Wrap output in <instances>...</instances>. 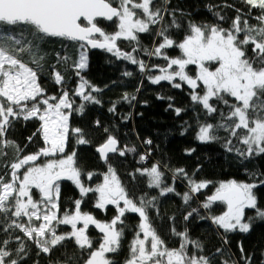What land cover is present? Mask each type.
<instances>
[{
    "label": "snow or ice",
    "instance_id": "1",
    "mask_svg": "<svg viewBox=\"0 0 264 264\" xmlns=\"http://www.w3.org/2000/svg\"><path fill=\"white\" fill-rule=\"evenodd\" d=\"M241 2L248 11L236 8L228 27L220 23L225 16L214 10L216 6L209 5L219 22L187 21L182 39L177 40L171 33L183 25L176 16L177 10L168 8L171 0H0V168L4 169L0 174V234L5 236L0 239V264H24L32 245L36 257H51L54 250L62 249L61 256L49 264H116L109 254L122 250L126 214H136L138 223L127 244L128 255L123 264H213L215 255L223 251L217 248L212 256L205 255L203 244L193 240L186 227L177 229L175 217L170 218L169 233L179 243L169 247L150 217V212L157 216L160 213L158 196L148 190H158L159 197L175 193L184 205H190L212 181L197 180L195 173L189 175L183 168L168 169L158 161L147 165L150 152L140 153L135 145L121 146L108 127H104V139L95 147L106 166L104 172L83 170L77 164L76 147L68 151L70 138L77 146L91 144L84 129L71 126L72 114L83 115L86 104L101 103L94 93L102 89L82 75L88 67L90 49H102L118 60L130 62L151 84L166 81L177 89L186 84L193 105H199L206 117L218 115L215 123L198 119L195 138L202 143L221 142L224 150L244 166L248 179L232 178L215 184L214 191L199 207L186 212L185 222L194 215L209 220L222 230L223 242L227 244V234L247 233L254 220L264 221V207L257 195V189L264 186V172L246 166V162L264 157V0ZM166 16L170 19L166 20ZM249 17L256 23H250ZM101 21L115 30L107 31ZM149 33L154 42L146 48L140 34ZM53 40L62 42L60 51L45 47ZM120 41H127L129 50H122ZM170 49H178L180 54L170 56ZM140 52L164 63L149 65L136 55ZM189 66H195V71ZM69 71L79 81L71 94L65 87V74ZM42 77L59 86L58 96L47 93ZM76 97L82 101L79 105ZM123 99L131 101L135 96L125 93ZM169 108L173 105L169 104ZM108 111L116 113L115 104ZM174 111L179 116L185 109L175 107ZM20 120L39 121L37 129L27 137L28 143L37 135L42 140L43 146L35 152L25 154V148L8 137ZM95 126H101L99 120ZM144 143L151 145L152 141ZM192 151L188 150V154ZM129 153L137 155L141 165L128 173L133 181L137 176L144 178L146 190L139 195L130 194L110 161V154L126 157ZM166 171L172 173L171 184L165 180ZM96 176L102 180L94 185L87 183ZM181 178L187 185L182 194L175 190V182ZM62 181L71 182L79 193V198L71 200L70 208H61ZM89 194H93L95 209L106 214L108 206H112L115 215L102 221L84 211L82 205ZM215 205L223 206L220 214L214 213ZM201 210L206 215H201ZM246 210L253 215H246ZM61 226H68L69 230L59 231ZM90 226L98 230V239L90 235ZM67 241L76 251L68 252ZM239 250L240 260L253 264L242 244ZM219 264L239 261L221 259Z\"/></svg>",
    "mask_w": 264,
    "mask_h": 264
},
{
    "label": "trees",
    "instance_id": "2",
    "mask_svg": "<svg viewBox=\"0 0 264 264\" xmlns=\"http://www.w3.org/2000/svg\"><path fill=\"white\" fill-rule=\"evenodd\" d=\"M160 0H157L159 3ZM213 5L215 11H220L225 16V21L220 22L224 27H228L232 18L236 15V8L242 9L243 12L248 11V7L241 0H171L168 8L176 9V16L181 21L183 27L179 31H173V38L180 40L187 28V21L197 23H218L208 6ZM232 5L233 7H227ZM257 14V10H253V15ZM170 19L166 16V20ZM250 23H256L249 17ZM101 26L107 31H114V27L101 21ZM59 41V40H56ZM140 41L143 47L151 48L154 42L153 34H140ZM60 42V41H59ZM62 43V42H61ZM60 43V45H61ZM60 45L54 47L48 46L51 51H60ZM119 47L127 51L129 44L127 41L118 42ZM71 47L69 48V51ZM178 49L168 50V55H179ZM139 58L144 59L149 65L160 64L164 61L155 57H146L143 52L137 53ZM88 67L82 72V75L91 84L102 89L98 93H94L101 101L100 104H86L83 115L73 113L70 117L72 127H80L84 129L86 138L91 141L89 145H75L74 139L70 138L68 151L73 147L77 150V164L85 171H96L102 173L106 170V166L99 160L95 147L104 139V127L109 130L120 141V145H135L140 153L150 152L147 165L153 162H160L167 165L168 169L183 168L189 175L195 173L197 180L206 179L213 182L207 189L197 194L190 205H184L181 196L170 193L166 196L159 197L158 190H148L151 195L158 196L157 206L159 208V216L155 212H150L153 226L158 234L166 241L169 247L178 246L179 241L173 238L169 233L172 223L171 217H175V226L178 230L187 228L190 237L193 240H199L204 246V254L212 256L217 248L223 249L222 253L216 254L213 264H219L221 259H235L239 264H244L240 260L239 246L242 244L245 255L253 258V264H262L264 259V221L254 220L250 231L241 233L239 231L227 234L228 243L224 244L222 230H218L209 220H201L196 215L185 222L183 216L191 208L199 207V203L214 191V185L220 181H226L232 178L237 180H246L248 177L244 173V166L231 154L224 150L221 142L198 141L196 137L197 120L201 122L208 120L215 123L218 115L211 118L206 117L199 105H193L189 92L190 89L186 84H182L180 89L172 87L166 81L160 84H151L146 77L141 74L137 67L128 61L118 60L112 54L106 51H88ZM191 71H195V66H189ZM62 70V69H61ZM125 71L132 72V76H123ZM153 74H158L153 73ZM67 81L65 87L71 90L78 85V78L69 71L65 74ZM179 82V81H177ZM41 84L47 89L49 95H59V86L51 82L50 78L42 77ZM139 89V91H137ZM128 93L129 96H135L134 100H124L123 96ZM162 96L164 99H159ZM168 97L172 99L169 100ZM76 105L82 103L79 97L75 98ZM115 104L116 113L108 111ZM169 104L173 108H169ZM179 107L185 109L179 116L176 115L174 108ZM222 107V106H221ZM125 117L127 119H125ZM100 121V127L95 126V121ZM39 126V121L29 120L27 122L17 121L13 128L10 129L8 137L15 140L22 148H25V154L35 152L39 147L43 146V142L37 135L31 143H28L27 137L31 136ZM187 129V130H185ZM224 135L223 132L220 133ZM150 139L151 145L144 143ZM27 145V147H25ZM194 151L188 154V150ZM11 158V153H9ZM110 161L116 168L121 181L128 187L130 194L139 195L144 189V178L137 176L133 181L128 173L134 171L137 167H141L138 163V156L129 153L126 157H120L118 154H110ZM2 163V161H0ZM246 166L250 170L258 169L264 172V157H260L254 161L246 162ZM199 169V171H197ZM4 171L0 168V174ZM171 171H166L165 180L172 183ZM102 180L101 176L94 177L93 181L87 183L94 185ZM175 190L177 193H183L187 190L186 181L182 178L175 182ZM259 204L264 207V186L257 189ZM79 198L78 190L71 182L64 181L61 183V208H70L71 200ZM93 194H89L85 203L82 205L84 211L91 212L100 220H110L115 215V209L108 206L107 212L94 208ZM214 213L220 214L223 210L222 205L214 206ZM201 215L206 213L201 210ZM246 215L251 216L253 212L246 210ZM138 223L136 214H126V234L122 241V250L116 254H109L116 264H123L124 259L128 255L127 244L132 239L135 225ZM68 226H61L59 231H68ZM219 233V234H218ZM23 235L22 233H16ZM90 235L93 239H97L99 233L93 226L90 228ZM5 236L0 234V239ZM68 252L76 251L71 241L65 242ZM15 247V244L11 245ZM35 246H31V254L24 261V264H33L35 260H39L40 264H49L50 260L54 261L61 256L62 249L58 248L53 251L52 256L41 255L35 256ZM67 253H65L66 255Z\"/></svg>",
    "mask_w": 264,
    "mask_h": 264
},
{
    "label": "rangeland",
    "instance_id": "3",
    "mask_svg": "<svg viewBox=\"0 0 264 264\" xmlns=\"http://www.w3.org/2000/svg\"><path fill=\"white\" fill-rule=\"evenodd\" d=\"M60 43H61V41L59 42V41H56V40H53V41H50V42H48V44L45 46L46 48L48 47V46H50V47H54V45L56 44V45H60ZM70 52H71V50H70ZM25 59H27V57H25ZM42 159H44V158H42ZM91 228V227H90ZM98 231V230H97ZM100 235V234H99ZM99 237V236H98ZM98 237H97V239H98Z\"/></svg>",
    "mask_w": 264,
    "mask_h": 264
},
{
    "label": "water",
    "instance_id": "4",
    "mask_svg": "<svg viewBox=\"0 0 264 264\" xmlns=\"http://www.w3.org/2000/svg\"><path fill=\"white\" fill-rule=\"evenodd\" d=\"M90 51H92V52H94V51H102V52H103V51H105V50H102V49H90ZM62 182H64V181H62ZM62 182H61V183H62Z\"/></svg>",
    "mask_w": 264,
    "mask_h": 264
},
{
    "label": "flooded vegetation",
    "instance_id": "5",
    "mask_svg": "<svg viewBox=\"0 0 264 264\" xmlns=\"http://www.w3.org/2000/svg\"><path fill=\"white\" fill-rule=\"evenodd\" d=\"M91 227V226H90Z\"/></svg>",
    "mask_w": 264,
    "mask_h": 264
}]
</instances>
